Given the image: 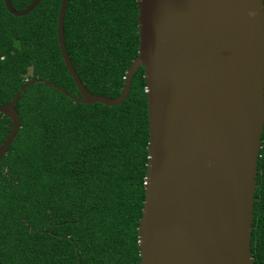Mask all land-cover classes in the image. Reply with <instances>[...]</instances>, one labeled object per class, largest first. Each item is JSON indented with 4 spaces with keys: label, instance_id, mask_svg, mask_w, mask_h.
I'll use <instances>...</instances> for the list:
<instances>
[{
    "label": "trees",
    "instance_id": "obj_1",
    "mask_svg": "<svg viewBox=\"0 0 264 264\" xmlns=\"http://www.w3.org/2000/svg\"><path fill=\"white\" fill-rule=\"evenodd\" d=\"M33 0H10L24 9ZM62 0L28 14L0 0V105L16 102L20 127L0 160V264H136L145 199L149 121L145 67L117 105L77 103L80 91L58 40ZM137 0H68L67 53L85 88L117 97L138 56ZM12 121L0 113V145ZM251 234L264 264V131Z\"/></svg>",
    "mask_w": 264,
    "mask_h": 264
},
{
    "label": "water",
    "instance_id": "obj_2",
    "mask_svg": "<svg viewBox=\"0 0 264 264\" xmlns=\"http://www.w3.org/2000/svg\"><path fill=\"white\" fill-rule=\"evenodd\" d=\"M41 0L16 16L31 12ZM62 0L58 40L79 91L77 103L117 105L145 67L149 121L145 199L136 264H254L251 234L264 131V0H137L138 56L117 97L89 92L67 53ZM1 71V69H0ZM0 105L20 127L16 102Z\"/></svg>",
    "mask_w": 264,
    "mask_h": 264
}]
</instances>
